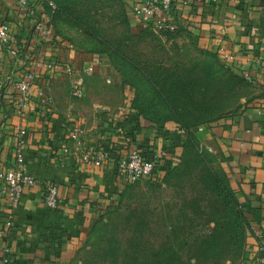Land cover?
<instances>
[{
    "label": "crops",
    "instance_id": "1",
    "mask_svg": "<svg viewBox=\"0 0 264 264\" xmlns=\"http://www.w3.org/2000/svg\"><path fill=\"white\" fill-rule=\"evenodd\" d=\"M132 1L133 8L141 0ZM1 19L10 22L21 42L27 38L30 23L15 9L14 0H0ZM172 21L238 76L249 73L252 77L239 85V109L202 125L196 136L228 172L252 221L253 234L242 264L258 259L264 264L260 248L264 244V68L255 62L264 57V0H174ZM76 46L70 49L51 42L36 50L48 60L74 67L75 77L83 78L86 85L83 98L72 96L71 76L58 71L50 77L45 70L38 71L32 99L23 112L18 110L13 84L0 95V170L15 159L21 126L26 130L27 171L57 184L60 198L57 208H49L45 186H33L26 189L20 206L13 208L0 182V259L9 247V264H81V226L100 218L128 184L117 172L118 159L137 146L148 157L157 156V170L165 172L180 158L183 129L173 121L161 124L140 116L132 107L134 88L122 82V74L108 57ZM223 52L234 59L227 62ZM31 68L33 62L0 49V74L16 72L17 76ZM75 129L79 148L73 138ZM90 147L111 158L100 166L85 162L83 156Z\"/></svg>",
    "mask_w": 264,
    "mask_h": 264
},
{
    "label": "rangeland",
    "instance_id": "2",
    "mask_svg": "<svg viewBox=\"0 0 264 264\" xmlns=\"http://www.w3.org/2000/svg\"><path fill=\"white\" fill-rule=\"evenodd\" d=\"M132 5V0L69 1L73 17L91 32L89 39L80 27L56 23L88 51L104 48L100 35L119 45L152 75L188 128L197 124L199 130L236 112L241 105L238 85L244 81L232 78L222 64L229 65L186 31L134 19ZM187 139L184 132L175 164L126 184L100 218L81 226V264H242L252 221L241 205L243 217L233 227L231 207L221 191L227 188L238 200L228 172L209 150Z\"/></svg>",
    "mask_w": 264,
    "mask_h": 264
},
{
    "label": "built area",
    "instance_id": "3",
    "mask_svg": "<svg viewBox=\"0 0 264 264\" xmlns=\"http://www.w3.org/2000/svg\"><path fill=\"white\" fill-rule=\"evenodd\" d=\"M45 0H14L15 9L24 19H28L30 23L27 38L20 41L12 32L11 24L8 20H0V49H5L8 54L16 58H24L26 62L34 64V68L26 69L21 74L11 72L4 76L0 74V95L4 89L13 84L17 92V106L19 112H23L28 108L32 99L33 88L39 78L40 70H45L50 77L57 74L58 71L64 72L72 77V96L75 98H83L86 95V85L83 78L75 77V69L70 64H63L61 61L46 59L40 54L43 45L51 42L62 43L70 49H76L75 43L64 39L60 36L51 23L50 17L47 15L44 7ZM174 0H141L137 2L132 10V16L136 20L151 21L153 24L166 28H175L172 21ZM44 7V9H41ZM223 59L227 62L234 59L231 53L223 52ZM257 65L264 68V57L255 60ZM39 71V72H38ZM242 76L246 81L251 82L252 77L249 73H243ZM47 101V99H46ZM50 99H48V102ZM25 132L23 127H19L16 135V152L15 159L9 168L0 170V182L2 191L7 196L10 205L13 208L20 206L22 198L27 188L44 185L45 203L49 208H57L60 203L59 187L53 182H44L30 174L27 171L24 158L25 148ZM73 138L78 142V148L81 141L78 136V129L74 130ZM64 152H69L68 148ZM111 158L110 154L104 151H97L89 148L83 156V160L87 163H94L100 166L104 161ZM159 158L157 156L148 157V155L139 147H132L128 154L117 161V172L129 184L149 177L155 173L158 168ZM261 251H264V244L261 245ZM4 256L0 259V264L10 263V248L7 247ZM253 264H261L258 259Z\"/></svg>",
    "mask_w": 264,
    "mask_h": 264
},
{
    "label": "trees",
    "instance_id": "4",
    "mask_svg": "<svg viewBox=\"0 0 264 264\" xmlns=\"http://www.w3.org/2000/svg\"><path fill=\"white\" fill-rule=\"evenodd\" d=\"M69 1L71 0H45L44 7L56 32L64 39H67L78 45L71 36L64 34V32L58 27L56 23L57 21H62L71 26L80 27L83 29V34H85L86 37H89V35H91V32L87 31L89 29L85 27V24L77 18L73 17L72 13L70 12V7L68 6ZM62 15L69 16L76 24L72 20L67 19ZM148 22L151 23V21ZM88 37L87 39H89ZM97 38L99 39L100 44L104 46V48L100 49V51L97 53H94V50L92 52L99 55V57L100 55L107 56L110 60V63L114 65L122 74V82L127 83L134 88L132 107L136 110V112L144 118H148L161 124H165L168 121L176 122L185 132V136L188 138V142L191 141L193 144H195L196 142V148L200 147L196 136V132L198 130L197 124H193L192 126H190V128L187 127L186 124L189 123L182 120V117L176 112L175 107L169 101L166 94L162 92L160 88H158L157 82H155L152 75L141 69L139 66H137L134 60L128 58L125 54H123L122 51L118 48L119 45L114 44L107 38H104L102 35H100V38ZM222 65L224 69L232 76V78L234 77L236 79L246 81L242 75L238 76V74L234 73V71L229 66L227 67L225 64ZM147 95H150L151 98L147 97ZM184 144L186 145V142H184ZM173 168H175V165L173 166ZM208 169L212 174V179L215 182V185H217L218 187L220 183L216 182V174L211 170V168L208 167ZM221 191H223L225 196L228 198V203L231 207L233 227H236L238 225V221H240V219H242L243 217L241 212L242 206L238 202L237 198L233 195V193L227 190V188H222ZM231 234L234 239L236 234L234 235L233 232H231Z\"/></svg>",
    "mask_w": 264,
    "mask_h": 264
}]
</instances>
